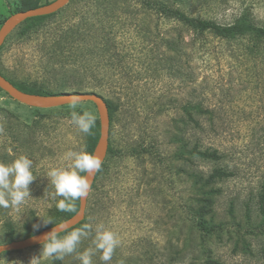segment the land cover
Wrapping results in <instances>:
<instances>
[{"label":"rangeland","instance_id":"374dc122","mask_svg":"<svg viewBox=\"0 0 264 264\" xmlns=\"http://www.w3.org/2000/svg\"><path fill=\"white\" fill-rule=\"evenodd\" d=\"M155 1L221 25L247 15L264 26V0H105L102 11L94 7L95 1L71 0L43 22L15 28L0 49V71L8 80L42 81L48 77L46 62L59 50L52 36L68 27L76 30L85 21V41L76 42L79 38L72 36L70 53L79 59L87 55L77 66L89 71L102 67L99 74L88 75L89 81L102 83L96 91L103 98L120 99L110 125L112 150L88 201L85 224L92 232L60 262L81 264L77 253L93 246L95 228L103 224L120 239L107 264H206L208 257L215 264H264V232L257 228L264 187V46L249 37L224 40L186 30L151 8ZM18 9L24 10L21 0H0V28ZM102 24L110 35L96 38ZM101 50L102 57L95 54ZM105 50L119 56L109 61ZM186 104L214 112V132L194 130L190 137L204 149L218 150L221 162L173 158V119L183 114ZM73 110L96 116L91 134L71 122ZM98 122L92 102L78 103L76 109H36L0 93V161L11 163L27 155L38 175L30 185L33 199L19 209L0 207V244L7 243L11 230L17 240L27 238L33 224L40 222L37 215L51 216L56 201L48 196L54 188L46 172L70 163L64 159L70 150L93 154ZM217 167L232 176L219 184V227L206 236L193 227L194 192L186 173H211ZM72 214L60 211L59 221ZM10 221L14 226H7ZM41 251L42 245L13 252L0 264H30ZM100 255L92 257L93 264H105ZM38 264L56 262L41 255Z\"/></svg>","mask_w":264,"mask_h":264},{"label":"trees","instance_id":"16d2710c","mask_svg":"<svg viewBox=\"0 0 264 264\" xmlns=\"http://www.w3.org/2000/svg\"><path fill=\"white\" fill-rule=\"evenodd\" d=\"M21 1L24 10L18 9L12 11V15L18 12L27 11L29 9L38 8L42 6L41 2L43 0ZM92 1H95L94 7H97L98 10H103L102 6L104 5L105 0ZM152 6L153 7L151 8H155L157 12L165 14L166 16H170V19L179 23L181 27L185 28L186 30L193 31L199 35L211 34L215 37L224 40H236L240 38L249 37L259 46H264V26L258 25L256 21L250 16L244 15L232 24L221 25L213 20L191 17L188 14L180 11L179 9L165 5L163 2L155 1L152 3ZM55 14L28 19L26 22L35 21L41 23L47 18L54 16ZM87 25L88 24L84 21L78 26L76 30H71V28L68 27L59 30V32L56 33L55 36H52L55 43H58L59 50L56 49L55 56L50 58V60L46 62L49 63L48 69L46 71V74L48 75L47 78L43 79L42 81L36 80L32 83L15 82L10 80L11 83L19 90L28 94L51 96L71 91L72 93H96L102 96L96 91L97 89L102 88V83H95L93 81H89L88 79L89 74L92 76L96 73L99 74L102 70V67H97L95 71H89L86 67L77 66L75 63H83L82 59L85 58L87 55L83 56L82 59H79L78 57L74 58L73 55H71L70 53V48L72 44L70 38L72 36L78 37L79 39H74V41L83 43L85 40L84 34H82L81 31L85 32V28ZM101 26L102 27H99L95 30V37L107 38L110 33L109 31L107 32L106 27H104L103 24ZM95 54L102 57V50ZM104 54V58H110L109 61L114 60L115 57L119 56L116 52L114 53L110 50H105ZM0 73L2 74L1 71ZM1 92L3 91L0 88V93ZM105 101L109 108L110 118L111 120H114L115 114L119 112L120 99L119 97H113L112 99H105ZM215 118L216 117L214 112L210 109L203 108L202 105H184L183 114L173 119V124L176 128V132L173 133L170 138L171 143L176 146V151L173 154V158L185 161L186 163H194V160L196 159L215 163L221 162L223 160V157L218 150L213 148L204 149L199 140L197 142H193V139L190 137V133L194 130L197 133H202L203 135L214 132ZM99 138L100 125L98 122L96 129V140L98 139L99 141ZM111 150L112 149L110 146L109 152H111ZM150 154L152 156L156 155L154 152ZM104 167L105 164H103L101 169L99 170L98 176L101 174ZM186 174L188 179L192 183V188L194 192L192 197L193 204L190 206L193 227L196 230L203 232L204 235L211 236L216 232L217 228L219 227V224L216 222V206L218 198L223 192L219 184L228 179L230 176H232V173L224 169L223 167H217L214 168L211 173H204L203 171H187ZM258 204L260 216H258L259 223L257 222V228L258 230L264 232V187L263 192H261L259 195ZM79 207L80 201L76 206V211L73 212V214L69 218L73 217L78 212ZM59 214L60 211H58L56 208L54 211L51 212V217L53 218L54 223L60 222ZM84 224L85 220L75 228H80ZM7 226H14V224L10 221ZM51 226L54 225L49 224V226L47 227H41L39 231H34V229L32 228L29 230L27 238L34 236ZM71 230L67 232H70ZM67 232L62 234H66ZM15 240H17L16 234L13 230H11L7 237V243L13 242ZM12 253L13 252H7L2 254L0 256V259ZM54 260L56 264H61L60 260L55 258ZM205 263L215 264V260L211 257H208Z\"/></svg>","mask_w":264,"mask_h":264},{"label":"clouds","instance_id":"9594fccd","mask_svg":"<svg viewBox=\"0 0 264 264\" xmlns=\"http://www.w3.org/2000/svg\"><path fill=\"white\" fill-rule=\"evenodd\" d=\"M78 103L79 98H70V108L76 109ZM70 116L71 122L82 133L91 134L96 124V116L92 112L80 113L73 110ZM64 159L70 163L66 166L50 167L46 172V178L54 188L48 196L56 201L58 211L75 212L77 201L84 198L90 189L89 176L101 169L102 161L98 156L84 149L70 150L65 154ZM37 177L38 175L34 174L33 160L27 155L21 154L11 163L0 161V207L19 209L29 199H33L30 185ZM37 217L40 222L33 224L34 231H39L41 227H47L49 224L55 226L44 235L41 254L38 258H33L30 264H38L41 255L63 260L66 255L76 252L82 239L87 238L92 232V226L86 223L61 236L60 233L66 231L63 222L54 223L51 216L37 215ZM119 244L117 233L99 224L95 228L93 246L77 253V258L81 264H93L92 257L99 252L100 259L107 264ZM119 264H124V261L121 260Z\"/></svg>","mask_w":264,"mask_h":264},{"label":"water","instance_id":"95a60500","mask_svg":"<svg viewBox=\"0 0 264 264\" xmlns=\"http://www.w3.org/2000/svg\"><path fill=\"white\" fill-rule=\"evenodd\" d=\"M70 2L71 0H55L38 8L29 9L27 11L13 14L0 28V49L3 47L7 38L13 32V30L26 22L28 19L55 14L62 10ZM0 88L12 99L36 109H52L68 106L70 105V98H79V103L92 102L97 107L100 117V138L93 154L100 158V160L102 161V165L105 163L110 147L109 139L111 119L108 105L102 96L96 93L82 92L62 93L51 96L28 94L15 87L11 83V81L1 73ZM98 173L99 171L94 172L89 176L90 189L88 191V194L84 198L79 200L80 207L78 212L73 217L63 221V223L66 225L65 232L77 227L85 220L90 193L92 191ZM54 226L48 227L34 236L22 240H15L10 243L0 244V256L7 252L24 251L41 246L43 243L44 235L50 232ZM65 232H61L60 235Z\"/></svg>","mask_w":264,"mask_h":264}]
</instances>
